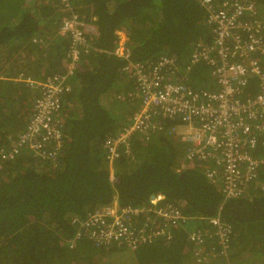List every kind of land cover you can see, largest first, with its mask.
I'll return each instance as SVG.
<instances>
[{
	"label": "trees",
	"instance_id": "obj_1",
	"mask_svg": "<svg viewBox=\"0 0 264 264\" xmlns=\"http://www.w3.org/2000/svg\"><path fill=\"white\" fill-rule=\"evenodd\" d=\"M72 1L81 20L97 24L92 41L99 50L84 55L63 94L60 157L42 161L28 145L13 157L0 151V264H202L187 240L192 221L168 243L99 245L83 237L69 243L74 217L114 200L139 204L161 197L195 217L215 215L225 201L222 216L233 226L228 256L219 253L207 264H264V165L263 186L252 183L244 196L227 198L206 177V162L179 170L188 146L173 130L179 122L170 120L146 141L131 137L133 157L121 155L113 166L106 157L141 105L129 96L135 85L123 71L128 60L113 53L116 30L127 32L132 61L147 66L173 54L183 67L195 44L210 37L200 0ZM61 7L60 0H0V150L13 151L34 109L36 90L20 74L44 79L66 69L71 39L58 30L70 15ZM203 67L196 65L189 84L210 87ZM255 92L250 85L248 93Z\"/></svg>",
	"mask_w": 264,
	"mask_h": 264
},
{
	"label": "built area",
	"instance_id": "obj_2",
	"mask_svg": "<svg viewBox=\"0 0 264 264\" xmlns=\"http://www.w3.org/2000/svg\"><path fill=\"white\" fill-rule=\"evenodd\" d=\"M200 2L207 12L210 37L195 44L183 67H179L173 54H164L147 66L132 61L126 46L127 32L116 30L119 41L113 53L128 60L123 71L135 85L128 93L133 99L139 98L141 105L132 121L119 131L118 139L108 145L106 157L111 166L121 155L133 157L131 137L146 141L163 128L164 121H177L179 125L173 130L188 146L179 170L206 162V177L227 198H237L244 196L252 183L261 184L259 171L264 165V17L259 10L262 0ZM60 4L61 10L70 15L58 30L71 39L65 56L66 69L44 79L20 74L37 94L32 116L13 144V151L0 150L4 158L13 157L21 145H28L42 161H54L62 153L63 94L70 89V78L84 55L99 50L92 41L99 31L95 22L79 18L72 0H60ZM198 64H204L199 71L209 70L212 86L199 88L188 83ZM250 85L256 88L253 95L248 93ZM225 203L220 204L215 215L195 217L184 212L182 203L164 197L139 204L114 200L88 211L84 217H74L77 229L69 243L73 246L82 237L99 245L168 243L180 227L187 232L186 225L192 221L194 227L187 234L192 258L207 264L219 253L228 256L233 226L222 216Z\"/></svg>",
	"mask_w": 264,
	"mask_h": 264
},
{
	"label": "rangeland",
	"instance_id": "obj_3",
	"mask_svg": "<svg viewBox=\"0 0 264 264\" xmlns=\"http://www.w3.org/2000/svg\"><path fill=\"white\" fill-rule=\"evenodd\" d=\"M259 10H260L261 16L264 17V7H262V4L259 5ZM203 76H205L207 78V82L210 86H212L214 84L213 79H212L208 69L203 70Z\"/></svg>",
	"mask_w": 264,
	"mask_h": 264
},
{
	"label": "bare ground",
	"instance_id": "obj_4",
	"mask_svg": "<svg viewBox=\"0 0 264 264\" xmlns=\"http://www.w3.org/2000/svg\"><path fill=\"white\" fill-rule=\"evenodd\" d=\"M127 86V85H126Z\"/></svg>",
	"mask_w": 264,
	"mask_h": 264
},
{
	"label": "clouds",
	"instance_id": "obj_5",
	"mask_svg": "<svg viewBox=\"0 0 264 264\" xmlns=\"http://www.w3.org/2000/svg\"><path fill=\"white\" fill-rule=\"evenodd\" d=\"M153 245V244H152Z\"/></svg>",
	"mask_w": 264,
	"mask_h": 264
}]
</instances>
